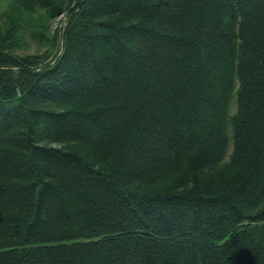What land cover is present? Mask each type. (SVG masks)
Instances as JSON below:
<instances>
[{"label":"trees","instance_id":"trees-1","mask_svg":"<svg viewBox=\"0 0 264 264\" xmlns=\"http://www.w3.org/2000/svg\"><path fill=\"white\" fill-rule=\"evenodd\" d=\"M0 264H264V0H0Z\"/></svg>","mask_w":264,"mask_h":264},{"label":"rangeland","instance_id":"rangeland-1","mask_svg":"<svg viewBox=\"0 0 264 264\" xmlns=\"http://www.w3.org/2000/svg\"><path fill=\"white\" fill-rule=\"evenodd\" d=\"M66 18L62 17V16H58L56 19H54L52 26H53V30L57 29V28H61V27H66L67 23H66ZM31 52H34V49L31 50Z\"/></svg>","mask_w":264,"mask_h":264}]
</instances>
